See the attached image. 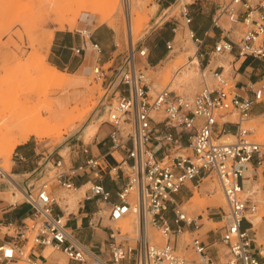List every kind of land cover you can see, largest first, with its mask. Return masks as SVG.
<instances>
[{
	"label": "built area",
	"instance_id": "built-area-1",
	"mask_svg": "<svg viewBox=\"0 0 264 264\" xmlns=\"http://www.w3.org/2000/svg\"><path fill=\"white\" fill-rule=\"evenodd\" d=\"M120 1L122 6L129 3ZM180 15L188 26L192 16L187 3L181 4ZM212 25L219 29L220 36L207 53L209 59L221 58L233 50L238 55L264 58V0H220L212 14ZM235 27L239 28L237 36L233 35ZM176 29V25L172 27L174 32ZM77 33L81 44L71 50L78 54L88 47L95 56L94 74L105 77L103 64L99 62L101 47L92 39L91 30L84 27ZM188 33L197 46L198 56L203 40L189 27ZM165 46L172 50L173 39L167 40ZM145 52L146 49H141L139 55ZM133 58L134 55L127 61L128 68L117 79L110 78L106 85L110 93L118 92L115 101L105 105L108 151L122 150V157L111 165L104 155H91L68 166H64L60 156L52 158V176L22 191L23 201L32 211L12 228V239L0 244V263L22 258L29 264H44L45 256L30 250L35 246H51L66 255V264H187L174 244L152 243L146 235V225L150 222L165 235L184 232L189 225H193L190 232L196 230L200 224L180 210L176 196L187 182L208 176L216 179L227 204V210L220 214L219 238L227 253L221 264H264V254L260 249L255 251L256 241L251 234L252 216L264 210V196L256 199L252 190L245 192L241 181L246 164L264 162V143L252 139V130L241 125L252 104L264 100V88L252 89V97L240 96L234 90L232 75L224 74L222 64L208 66L209 60L205 64L199 60L201 86L193 95L178 93L167 86L150 92L148 79L143 70L136 69ZM122 66L123 63L119 67ZM119 84L123 85L121 92ZM157 113L163 116L157 118ZM229 113H235L238 121L236 130L230 133L234 140L226 142L220 137L229 132L225 127L218 128V124L220 120L224 123L223 118ZM83 150L86 152L87 147ZM87 172L92 179L86 198H95L102 204L88 218V224L91 228L100 225L108 230L106 250L100 247L96 251L75 238L67 227L65 214L55 209L59 204L52 186L75 190L73 178ZM104 173L125 175L114 202L101 182ZM4 174L0 167V175ZM105 206L111 222L129 212L136 214L137 235L102 225ZM187 245L199 256V262L191 264H217L208 253V244L198 235L192 236Z\"/></svg>",
	"mask_w": 264,
	"mask_h": 264
},
{
	"label": "rangeland",
	"instance_id": "rangeland-1",
	"mask_svg": "<svg viewBox=\"0 0 264 264\" xmlns=\"http://www.w3.org/2000/svg\"><path fill=\"white\" fill-rule=\"evenodd\" d=\"M102 1L104 2V0H0V140L2 141L1 137H4L5 139L3 138V142L7 141L6 139L10 135L5 131V127L7 124L9 125L11 122L17 121L18 119L14 120L13 117L18 115L22 116V114L24 115L26 112L31 114L35 112L40 113L41 117H44L47 114L45 110L46 107L52 103L51 99L64 96L65 94L64 86H56L52 83L43 82V80L38 77V73H34L37 72L36 69L38 70L42 67L44 62L52 64L48 57V51L52 42V39L49 40V32L52 31L54 33L56 30H60L64 33L76 35L77 30L81 28L87 27L92 30L96 26L101 25L106 31L114 34L115 37V44L112 47V49H115L112 52L114 60L105 62L102 65L105 77H98L94 74L93 67L95 65V56L92 54L86 55L84 60L83 54L79 56L82 64H80V67H88V70L83 73H75V71L80 68L79 66L76 68H65L61 64L57 66L65 72L67 77L85 80L87 86H84L83 95L79 98L81 103L78 100L76 101L77 103L74 102L73 104V101H70V103L68 102L65 105L62 115L63 117L66 116L64 117L66 124L63 123L64 118L62 115L61 117L63 119L60 117V120L53 122V125L50 124L51 130L53 127L55 132H59L58 134L54 135L53 132L39 139L31 135L26 140L33 148H36L39 153L41 151L50 152L45 162L42 163V166L46 164V168L41 174L42 178L38 179L36 184L52 176L54 170L51 166L52 157L56 158L60 156L64 166L69 165L67 142L78 135H81L84 142H87L91 136L83 137L82 135V130L86 124L95 119H99L98 127L106 123L104 121L106 119L105 105L115 101L118 94V92L110 93L106 85L110 78L117 79L123 69L128 68L126 63L132 59L133 55L137 59L138 56L143 57L142 62L137 60L135 65L136 69L140 68L144 71L150 84V92L160 90L167 86L178 93H185L191 96L201 86L200 66L195 62H189L193 60V56L191 57L190 54L185 55L183 53L189 48L194 51L196 44L189 38L188 26L180 15L181 4L187 3L189 9V6H194L197 4L196 2L201 0H177L169 8H166L167 0L163 2H156L155 0H129L126 6H122L120 0L109 3H103ZM94 8L97 9L95 12L93 11ZM130 9L132 10V18L136 19V25L134 27L132 26L131 29L126 26L125 21V16ZM135 11L139 13V17L136 16ZM65 12H67V14ZM102 15L106 16L105 19L101 18ZM69 16L73 18L70 19ZM63 17L64 19L68 17L69 20L74 19V24L69 25V23H64L63 28H59L57 23L58 20L56 19ZM68 18L66 20H68ZM133 21L134 19H132V22ZM223 24L227 26L229 22ZM175 25L177 29L174 32L172 26ZM238 29H236V27L234 28V36L239 34ZM165 39H173L172 50L169 51L166 48L163 50L165 43L161 44L160 41ZM146 47H148L149 51L144 55H139V51ZM146 55H148V57H146L147 60L144 58ZM151 55L155 58L157 57L156 61L153 63H150L152 60L150 58ZM229 59L230 56L225 53L221 58L216 59L214 61L215 63H212L211 66L222 64L224 66V74L230 75ZM122 63L123 66L119 67ZM202 63L204 64V61ZM185 66L191 67L194 70V75L189 78L181 79L179 75ZM107 76H110V78H107ZM118 89L121 92L123 90V85L119 84ZM156 115L157 118L163 116L161 113H157ZM229 119L235 121L237 120V115L232 114L229 116ZM61 123H63V126ZM58 124L61 126L58 127ZM241 125L245 128L253 129L254 133L251 138L264 143V116L257 121H242ZM55 126L58 128H55ZM51 134L52 137H50ZM233 140L234 137H232L230 141ZM5 143L7 144L8 142ZM5 143H0V147H4L6 145ZM16 146L13 148L10 156H7L3 150L0 151V167L3 170L5 169V174L4 176L0 175V180L7 185L3 196L5 197L8 193H16L14 200L21 201L23 195L20 192H15L17 190L15 187L13 188L14 185L11 184L7 176H5L9 174L13 180L16 179L15 174H12ZM88 185L89 183L80 188L77 193L76 189L67 191L61 188L55 189L54 186H52V189L60 205L66 208L67 211L76 209L78 204L77 200L84 196ZM193 185H196L197 197L195 199L193 198L194 201H192V199L191 201H186L193 193ZM188 186L190 188L189 196L183 198V200H178V198L183 195L184 189H181L179 193H177L176 197L179 208L188 218H195L197 223H201V227L192 232H190L192 229L188 230L186 228L187 230H184L186 231L185 233L181 234L182 232H179L181 235H165L159 228L148 222L145 231L146 235L148 230V234H153L162 240L161 242L147 235L149 240L154 244L163 245L167 241L174 244L177 252L187 259V264H191L192 261L199 262V256L187 245L192 236L198 235L203 241L207 242L209 246H212L215 242L213 246H216L217 252L219 249V256L215 261L217 264H221L226 260V258L222 257H225L227 254L226 246L219 238V227L222 225L220 214L227 210L223 192L218 182L213 177L200 178L198 181L191 182ZM247 190L255 192L253 195L256 199L264 196V191L261 189V182H252L248 189H244L245 192ZM216 192H219V194L223 196L224 204H216L213 205L215 206L213 207L209 205L208 201L215 199ZM104 209V224H109L113 228L119 227L122 232H127L130 236L135 237L137 235L138 217L136 214L129 212L120 220L111 222L106 217L109 210L108 207L105 206ZM212 211L216 212L214 213L215 215H212ZM211 216L219 217L211 218ZM262 216H264V210L260 209L252 218L253 220H255V218L258 220L259 217L264 218ZM171 217L172 216H170V218ZM258 227H256V231ZM105 230L107 236L105 238L106 241L108 238V230ZM1 231L3 233H13L12 227L6 228L2 226ZM257 238L259 241H262L259 237ZM185 243V248H183ZM30 245L31 241H29L25 247L26 253H28ZM255 246L256 249L260 246L264 247V241H262L261 245L256 244ZM46 247L50 248L51 253L54 255L53 258L56 261L59 262L62 260V263H59H67V257L62 251L53 249L50 246ZM106 249L107 246L105 247V250ZM6 264L29 263L22 258H18Z\"/></svg>",
	"mask_w": 264,
	"mask_h": 264
},
{
	"label": "crops",
	"instance_id": "crops-1",
	"mask_svg": "<svg viewBox=\"0 0 264 264\" xmlns=\"http://www.w3.org/2000/svg\"><path fill=\"white\" fill-rule=\"evenodd\" d=\"M177 0H167L166 8H169L173 5ZM193 1V0H192ZM220 0H201L196 2L197 4L194 6H189L190 13L192 16V21L188 24V27L191 28L195 34L202 38L203 42L199 46V54L198 58L201 63L204 61V64L209 60L208 66H211L212 63L216 59H209L207 53L213 47L214 42L220 36L219 29L212 25V14L217 6V3ZM163 2V1H162ZM173 27V26H172ZM92 39L95 40L101 47V52L99 55V62L104 64L108 61H113L114 57L112 56V52L115 49H112L115 44L114 34H111L109 31H106L104 27L101 25L96 26L91 30ZM167 40H161V44L165 43ZM81 44V37L74 34L64 33L60 30H56L52 36V42L48 51V57L51 60V63L55 66L59 64L63 65L65 68H76L80 67L81 61L80 57L83 54V60L86 55L93 54L92 51L87 47L84 52L75 54L71 48L79 46ZM166 46H164L163 50H165ZM147 53L149 51L148 47L145 48ZM167 49V48H166ZM230 56V73L232 75V82L234 85V90L243 97H252L254 89L257 86H261L264 88V58H256L249 55H238L236 50L232 52L226 53ZM148 55L144 56L147 60ZM152 59L150 63L156 61L157 57L150 56ZM159 58V57H158ZM143 57L138 56V59L133 58L134 63L138 60L142 62ZM203 64V63H202ZM88 70V67H83L82 72ZM110 76H107V78ZM235 113L227 114L223 119L226 121L222 123L220 120L218 124V128L225 127L227 132L233 133L237 127L238 120H230L229 116ZM262 116H264V100L260 102H255L252 104L248 116L245 120H259ZM242 123V121H241ZM108 130L109 126L107 123L104 125H100L94 132V134L90 137L87 142H84L81 135L73 137L68 144V161L69 165H76L83 162L87 157L91 155H104V159L111 165H114L117 160H119L122 155V150H109L108 151ZM252 133H254V130ZM87 147V151L84 152L83 148ZM50 152L41 151L40 153L33 148L28 141H25L16 146V151L14 152V160L12 165V174H15L16 179H14L16 185L20 190H26L32 184H36V181L42 178V172L46 168V164L42 166V163L45 162L46 158ZM53 158V157H52ZM91 173L87 172L82 175H78L73 178L74 184L76 186V193L80 188L84 187L87 183L91 181ZM125 175L119 173L118 175H110L108 173H104L101 182L104 186L110 191V200L116 201V192L121 187V185L125 181ZM242 185L245 188H249L252 182H261V189L264 191V162L261 165H256L254 161L250 162V164H246L243 168V176L241 178ZM7 185L5 182L0 180V244L3 242L12 239L13 233H3L1 231L2 226L6 228H14L17 224L21 222L25 217H27L31 213V207L26 204L23 199L21 201H10L3 197L5 189ZM80 187V188H79ZM79 188V189H78ZM181 189H184L183 195H181L178 200H183V198L189 196L190 188L188 185L183 186ZM180 189V190H181ZM179 190V191H180ZM179 193V192H178ZM78 204L75 210H67L63 208L58 202L59 206H56L55 209L58 212H63L66 218L67 227L72 231V234L79 241L87 244L94 250H98L100 247L105 248L107 243L105 241L106 230L100 225L91 228L88 224V218L92 216L96 212L99 206H101V202L96 200L95 198L88 199L86 198V193L82 198H78ZM68 212H70L68 214ZM214 211H212V215H215ZM171 214V212H170ZM169 214V218L170 215ZM217 218L219 216H211V218ZM171 219V218H170ZM104 218L101 221L102 225ZM171 221V220H170ZM172 222V221H171ZM260 224V225H259ZM259 225V227H258ZM258 227L256 231V227H252L251 234L255 236V245H261L262 241H264V220L260 219ZM201 227V223L198 228ZM188 230L193 229V225L187 226ZM209 237V235H208ZM259 237L258 241L256 238ZM207 243V242H206ZM208 244V243H207ZM215 242L213 243V245ZM208 245V253L214 260H216L219 256L216 251V246ZM254 245V246H255ZM211 247V248H210ZM260 250H264V247L260 246ZM255 246V251L257 250ZM44 248L40 246H35L30 250V253H34L37 255L43 254ZM257 252V251H256ZM45 256V255H44ZM259 257L261 255L258 254ZM44 264H61L58 263L54 258H47ZM2 264V263H0ZM6 264V263H4Z\"/></svg>",
	"mask_w": 264,
	"mask_h": 264
},
{
	"label": "bare ground",
	"instance_id": "bare-ground-1",
	"mask_svg": "<svg viewBox=\"0 0 264 264\" xmlns=\"http://www.w3.org/2000/svg\"><path fill=\"white\" fill-rule=\"evenodd\" d=\"M115 1H117V0H104V2L103 3H109V2H115ZM131 5V4H130ZM97 9L96 8H94V12L96 11ZM60 12V11H59ZM66 14H67V12H65ZM135 13H136V16H138V12H136L135 11ZM71 15V14H70ZM62 16V15H61ZM68 16V15H67ZM58 17H60V16H58ZM65 17V16H64ZM64 17L63 18H57L56 20H58L57 21V23H58V25H59V28H63V26H64V23H69V25H73L74 24V22H75V20L73 19V20H69V18L70 19H72L73 17H70L69 16V18H68V20H66V19H64ZM105 15H102L101 16V18L102 19H105ZM126 18H125V21H126V26L127 27H129V29H131L132 28V26L134 27L135 25H136V19L135 18H132V10L130 9V11L127 13V15L125 16ZM139 17V16H138ZM132 19H134V21L132 22ZM66 25V24H65ZM189 35V34H188ZM48 36H49V40L50 39H52V36H53V32L51 31V32H49V34H48ZM190 38V37H189ZM130 43H131V41H130ZM132 44V43H131ZM132 46V45H131ZM192 47V46H191ZM132 49V48H131ZM185 50V49H184ZM196 50H197V46L195 47V50L193 51V50H190V48L189 49H187V50H185L183 53L186 55V54H190L191 55V57L193 56V60H190L189 62H191V63H193V62H195V63H199V58H198V56H197V54H196ZM184 54H183V56H184ZM182 56V55H181ZM185 58V57H184ZM188 59V58H187ZM172 62H174V61H172ZM187 62H188V60H187ZM169 64V63H168ZM82 65V64H81ZM40 67V66H39ZM186 67V66H185ZM183 67L184 69L182 70V72H181V74L179 75L180 76V78L182 79H185V78H189L190 76H192V75H194V70L191 68V67ZM82 68L83 67H80L77 71H75V73H77V74H80V73H83L82 72ZM166 69V68H165ZM167 70V69H166ZM36 71L37 72H34V73H38V77H40V79L41 80H43V82L45 81V82H47V83H52V84H54V85H60V86H64L65 87V91H64V96H61V97H58V98H53V99H51V104L50 105H48L47 107H46V116H44V117H41V114L40 113H33V114H31V113H29V112H26V114L24 113V115L22 114V116H15V117H13L14 118V120L15 119H17V121H13V122H11L9 125L7 124V126H6V124H5V131L6 132H8L10 135H9V137L6 139L7 141H5V142H8L7 144L5 143V142H3V140L5 139L4 137H1L2 138V141L0 140V143L1 144H3V143H5L4 145V147H0V151L1 150H3V152H5V154L7 155V156H10L11 155V153H12V150H13V148L16 146V145H18V144H21V143H23V142H25L28 138H29V136H31V135H33V136H35V137H38V139L40 138V137H44V136H47L48 134H50V133H53L54 132V135H56V134H58L57 133V131L55 132V130L53 129V127H52V130H51V127H50V124H52L53 125V122H57L58 120H60V117H61V115H62V113H63V111H64V107H65V105L69 102L70 103V101H73V104H74V102H76V101H78L79 100V98L83 95V92H84V90H83V88H84V86H87L85 83V80H83V79H73V78H70V77H67L66 75H65V72L64 71H62L61 69H59L57 66H55V65H53V64H50V63H46V62H44L43 63V65H42V67L41 68H39L38 70L36 69ZM37 76V75H36ZM79 76V75H78ZM80 78V77H79ZM174 79V78H173ZM179 79V78H178ZM180 79V80H181ZM176 80V79H175ZM186 81V80H185ZM184 81V82H185ZM86 88V87H85ZM70 90V91H69ZM86 91V90H85ZM86 93V92H85ZM88 96V95H87ZM82 99H83V97H82ZM88 100V99H87ZM79 102H80V100H79ZM77 103V102H76ZM81 103V102H80ZM44 106V105H43ZM46 106V105H45ZM40 108V107H39ZM69 110V109H68ZM68 110H67V112H68ZM41 111V110H40ZM43 111H44V108H43ZM38 112V111H37ZM29 113V114H28ZM42 115H44V114H42ZM62 117H63V115H62ZM61 117V119H63L64 117H66V116H64L63 118ZM13 120V119H12ZM64 121H63V123H65V118L63 119ZM102 120V119H101ZM68 121V120H67ZM70 121V120H69ZM98 122H99V119H95V120H92V121H90L88 124H86L85 126H84V128H83V130H82V135H83V137L85 136V137H88V136H92L93 134H94V132H95V130H96V128H97V125H98ZM63 123H61V125L63 124ZM66 124V123H65ZM61 125H59L58 124V127L59 126H61ZM63 126V125H62ZM67 126V125H66ZM3 127V126H2ZM57 126H55V128H58ZM70 127V126H69ZM72 127V126H71ZM3 129V128H2ZM60 129H61V127H60ZM60 129H59V131H60ZM54 130V131H53ZM1 132V131H0ZM2 133H3V131H2ZM0 136H1V134H0ZM50 137H52V134H51V136ZM233 137V135L232 134H223L221 137H220V140L221 141H230L231 140V138ZM4 138V139H3ZM2 148V149H1ZM64 151V150H63ZM5 156V155H4ZM5 166H6V164H5ZM4 166V168H6ZM5 170V169H4ZM6 170H7V168H6ZM5 176H7V178H8V181H10V183L11 184H13L14 186H13V188L15 187V189L17 190V191H15V192H20L21 194H22V190H20L19 188H18V186L16 185V183H15V181L13 180V178L9 175V174H6ZM204 177H208V176H204ZM204 177H202V178H204ZM212 182V181H211ZM191 182H187V185L188 184H190ZM80 188V187H79ZM78 188V189H79ZM244 189H248V187L247 188H245L244 187ZM80 190V189H79ZM82 191V190H81ZM9 192V191H8ZM82 193V192H81ZM6 194V193H5ZM8 195V196H7ZM16 195V193L14 194V193H11V194H6L5 195V197H6V199H8V200H10V201H14V198L16 197L15 196ZM4 197V196H3ZM197 197V190H196V185H193V193H192V195H190L189 197H188V199L186 200V201H188V200H190L191 201V199H192V201H194L193 200V198L195 199ZM64 200V199H63ZM196 201V200H195ZM200 201V200H199ZM197 202V201H196ZM209 202V205H216V204H224V198H223V196L222 195H220L219 194V192H216V196H215V199H213V200H210V201H208ZM188 203V202H187ZM192 203H195V202H192ZM195 205V204H194ZM213 207H215V206H213ZM260 219H264V218H261V217H259V219L258 220H256V218H255V220H253V218L251 219L252 220V222H253V228H255L256 226L255 225H258V223H259V221H260ZM186 231H184V232H182L181 234H183V233H185ZM150 233V232H149ZM181 234H179V235H181ZM147 235L149 236V237H153L155 240H158V241H161L162 242V240L159 238V237H157V236H154L153 234H148V230H147ZM258 241H259V239L258 238H256ZM179 241V240H178ZM185 245H186V243L184 244V247L183 248H185ZM51 247V246H50ZM261 251V254H264V250H260ZM43 254L47 257V258H53L54 257V255H53V253H51V250H50V248H47V247H45L44 248V250H43ZM220 257H222V256H220ZM222 258H226V257H222ZM62 261V260H61ZM61 261H59V262H61ZM62 263V262H61Z\"/></svg>",
	"mask_w": 264,
	"mask_h": 264
}]
</instances>
